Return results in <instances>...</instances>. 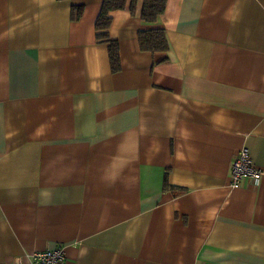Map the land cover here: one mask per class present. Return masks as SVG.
<instances>
[{
  "label": "crops",
  "instance_id": "1",
  "mask_svg": "<svg viewBox=\"0 0 264 264\" xmlns=\"http://www.w3.org/2000/svg\"><path fill=\"white\" fill-rule=\"evenodd\" d=\"M102 2L0 0V264H264V0L111 12L117 72ZM243 148L262 176L232 188Z\"/></svg>",
  "mask_w": 264,
  "mask_h": 264
},
{
  "label": "trees",
  "instance_id": "2",
  "mask_svg": "<svg viewBox=\"0 0 264 264\" xmlns=\"http://www.w3.org/2000/svg\"><path fill=\"white\" fill-rule=\"evenodd\" d=\"M166 0H142L139 17L145 24H155L162 14ZM136 0H103L95 21L96 39L108 44V58L112 72L120 69L119 48L115 41L109 40L108 30L111 25L110 13L124 10L128 7L132 15L135 14ZM82 14L81 7L72 8L71 19L76 21ZM138 47L141 52H166L168 44L161 28L140 30L137 33Z\"/></svg>",
  "mask_w": 264,
  "mask_h": 264
},
{
  "label": "built area",
  "instance_id": "3",
  "mask_svg": "<svg viewBox=\"0 0 264 264\" xmlns=\"http://www.w3.org/2000/svg\"><path fill=\"white\" fill-rule=\"evenodd\" d=\"M262 172L251 161L249 151L246 148L241 149L231 163L230 186L237 188L244 181L257 183L261 178ZM64 252L62 248L54 250H44L36 252L29 256L27 264H64ZM13 264H25L17 259Z\"/></svg>",
  "mask_w": 264,
  "mask_h": 264
}]
</instances>
